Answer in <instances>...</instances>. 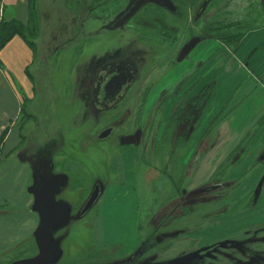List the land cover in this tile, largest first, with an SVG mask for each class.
I'll use <instances>...</instances> for the list:
<instances>
[{"label":"rangeland","instance_id":"1","mask_svg":"<svg viewBox=\"0 0 264 264\" xmlns=\"http://www.w3.org/2000/svg\"><path fill=\"white\" fill-rule=\"evenodd\" d=\"M133 1L6 6L0 264H264V0Z\"/></svg>","mask_w":264,"mask_h":264},{"label":"water","instance_id":"2","mask_svg":"<svg viewBox=\"0 0 264 264\" xmlns=\"http://www.w3.org/2000/svg\"><path fill=\"white\" fill-rule=\"evenodd\" d=\"M155 3L162 6L167 5V0H134L132 4L126 9V11L112 23L110 29L116 30L126 25L137 13L140 12L147 4ZM197 41H192L182 52L181 59H184L196 46ZM130 80L129 73L121 70L117 74L112 75L109 80L105 83L104 90L107 93L106 99L114 100L121 94L128 81ZM112 129L105 130L99 136L100 139L104 140L110 137ZM139 143V137L137 135L128 136L122 139V144L128 146H136ZM100 195V188L97 186L94 192L91 194L89 200L85 204L81 216L85 215L98 200Z\"/></svg>","mask_w":264,"mask_h":264},{"label":"crops","instance_id":"3","mask_svg":"<svg viewBox=\"0 0 264 264\" xmlns=\"http://www.w3.org/2000/svg\"><path fill=\"white\" fill-rule=\"evenodd\" d=\"M23 1V0H22ZM8 2V3H7ZM13 2H16V5L15 6H18L20 3H19V0H0V20L3 19L6 15H5V8L6 6H10ZM4 5V6H3ZM14 7V5H11ZM17 8V7H16ZM3 9V10H2ZM23 13V12H22ZM17 47V52L16 53H19L20 51V48H26L27 49V46L25 43H23L22 41H19L17 42L16 40L14 41H11L7 47L3 50V55H2V62L3 60L5 61L6 59H4V56H7V59L10 60V58H14L13 56L15 55H19V54H12V49L16 48ZM12 55V56H11ZM6 63V62H5ZM7 65H9V63H6Z\"/></svg>","mask_w":264,"mask_h":264},{"label":"trees","instance_id":"4","mask_svg":"<svg viewBox=\"0 0 264 264\" xmlns=\"http://www.w3.org/2000/svg\"><path fill=\"white\" fill-rule=\"evenodd\" d=\"M33 1V0H31ZM32 15V13H31ZM3 23V24H2ZM0 26V52L5 48V46L17 35H20V26L18 25H6L2 22ZM243 37V36H242ZM241 37V38H242ZM201 253V252H199ZM198 253V254H199Z\"/></svg>","mask_w":264,"mask_h":264},{"label":"flooded vegetation","instance_id":"5","mask_svg":"<svg viewBox=\"0 0 264 264\" xmlns=\"http://www.w3.org/2000/svg\"><path fill=\"white\" fill-rule=\"evenodd\" d=\"M97 95H98V100H99V101H101V102L105 101L106 96H107V93H106V91L103 89L102 84H99Z\"/></svg>","mask_w":264,"mask_h":264},{"label":"bare ground","instance_id":"6","mask_svg":"<svg viewBox=\"0 0 264 264\" xmlns=\"http://www.w3.org/2000/svg\"><path fill=\"white\" fill-rule=\"evenodd\" d=\"M117 19H118V18H117ZM115 21H116V20H115ZM115 21H114V22H115ZM200 98H201V96H200ZM107 139H108V138H107Z\"/></svg>","mask_w":264,"mask_h":264}]
</instances>
